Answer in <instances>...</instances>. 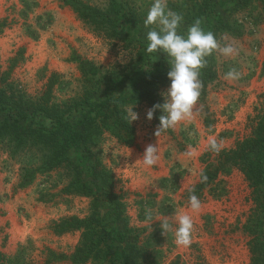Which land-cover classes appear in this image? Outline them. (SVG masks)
Segmentation results:
<instances>
[{
	"label": "rangeland",
	"instance_id": "obj_1",
	"mask_svg": "<svg viewBox=\"0 0 264 264\" xmlns=\"http://www.w3.org/2000/svg\"><path fill=\"white\" fill-rule=\"evenodd\" d=\"M81 1L103 13L114 7L109 15L117 17L118 36L86 23L63 0H0V85L9 97L42 103L55 75L51 103L73 108L86 96L93 100L106 93L130 95L140 71L147 67L169 71L165 54L145 52L149 29L143 20L153 0ZM203 1L167 0L168 7L184 18L182 34L199 19ZM209 3L215 4V14L202 27L212 31L221 46L232 44L236 52L224 56L215 51L206 58L215 77L202 83L191 118L157 137L159 123L146 119L150 105L131 104L139 115L132 122L134 144L126 145L104 131L92 147L113 172L128 223L151 253L144 264H250L243 225L252 201L243 173L233 166L203 192L195 187L206 165L205 154L216 155L209 147L210 137L221 149H231L252 134L249 118L258 112L264 96V2ZM81 63L95 65L98 73L83 70ZM230 69L239 73L238 78L226 79ZM168 87L163 86L161 94ZM80 115L74 108L72 119ZM42 124L49 127L38 115L20 122L26 131ZM22 129L19 136L0 137V250L5 264H71L69 257L80 232L57 235L53 226L64 216L89 215L91 199L63 190L71 179L69 170L46 169V156L52 149ZM149 144L159 145V160L152 167L143 165L141 159ZM190 194L201 201L198 212L188 204ZM148 212L152 221L146 217ZM175 212L193 217L187 247L177 246L173 234H164L160 228L158 220L167 217L171 222Z\"/></svg>",
	"mask_w": 264,
	"mask_h": 264
},
{
	"label": "trees",
	"instance_id": "obj_2",
	"mask_svg": "<svg viewBox=\"0 0 264 264\" xmlns=\"http://www.w3.org/2000/svg\"><path fill=\"white\" fill-rule=\"evenodd\" d=\"M63 1L71 5L86 23L97 29L105 28L111 36H118L117 17L109 15L115 10L114 7L111 6L108 13H103L99 8L81 0ZM214 5L209 0L200 5L198 18L201 24L215 14ZM82 69L92 75L98 73L96 66L91 63L82 64ZM167 73L155 67H147L140 71L130 95L106 93L93 100L86 96L83 101L74 103L73 108L70 105L59 107L51 103L55 75L49 80V88L42 103L23 96L9 97L0 85V137L6 134L19 136L22 129L20 122L35 115L46 119L49 125L47 129L42 124L29 131H22L28 135L34 134L38 142L52 149L46 156V169L63 167L69 170L71 179L63 189L67 194L91 199L89 215L64 216L53 226L57 235L80 232V239L69 257L71 264H144L148 260L151 253L145 250L139 233L128 223L123 197L115 191L114 174L92 147L104 131H110L126 145H133L135 130L125 118V109L141 102H147L150 108L154 104L163 103L160 89L170 85ZM214 77L215 72L207 63L200 70L199 79L208 84ZM74 108L81 113L76 121L72 119ZM160 114L159 110L154 114L158 123ZM249 120L252 128L250 136L237 142L231 149H220L214 157L212 152L205 154L206 165L195 191L201 193L212 187L218 177L233 166L243 173L251 188L252 206L243 225L249 238L250 264H264V96L258 112ZM202 177L207 179L202 180ZM54 256L58 259L66 258L62 254ZM5 263L6 256L0 250V264Z\"/></svg>",
	"mask_w": 264,
	"mask_h": 264
},
{
	"label": "clouds",
	"instance_id": "obj_3",
	"mask_svg": "<svg viewBox=\"0 0 264 264\" xmlns=\"http://www.w3.org/2000/svg\"><path fill=\"white\" fill-rule=\"evenodd\" d=\"M183 16L168 7L167 0H153L143 25L148 28L146 34L145 52L151 54H165L169 64L167 78L170 85L161 95L163 103L154 104L146 112V119L151 121L157 110L160 111L159 125L155 132L158 137L161 132L173 128L193 115L202 89L200 70L207 64V57L219 51L224 56H231L236 52L232 44L221 46L214 33L205 30L199 19L190 25L186 33H181ZM239 73L230 69L226 79L238 78ZM134 106L125 109V118L130 123L137 120L139 115L133 110ZM209 147L213 152H219L221 145L215 138H209ZM142 163L152 167L159 160V145L149 144L142 155ZM207 177H202L206 180ZM188 204L191 210L198 212L201 201L195 194H190ZM149 221L153 220L151 212L146 213ZM160 222L164 234L171 232L177 246L187 247L191 244L194 229L193 217L186 213H176L173 219L166 217Z\"/></svg>",
	"mask_w": 264,
	"mask_h": 264
}]
</instances>
